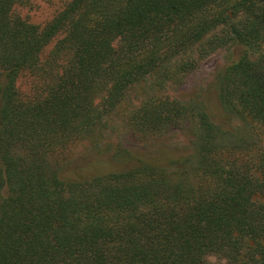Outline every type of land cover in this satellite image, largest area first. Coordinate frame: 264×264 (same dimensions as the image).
I'll return each mask as SVG.
<instances>
[{
    "label": "trees",
    "instance_id": "obj_1",
    "mask_svg": "<svg viewBox=\"0 0 264 264\" xmlns=\"http://www.w3.org/2000/svg\"><path fill=\"white\" fill-rule=\"evenodd\" d=\"M63 1L40 25L0 0V264H264V0ZM224 47L230 125L170 93ZM115 131L189 152L68 170Z\"/></svg>",
    "mask_w": 264,
    "mask_h": 264
},
{
    "label": "rangeland",
    "instance_id": "obj_2",
    "mask_svg": "<svg viewBox=\"0 0 264 264\" xmlns=\"http://www.w3.org/2000/svg\"><path fill=\"white\" fill-rule=\"evenodd\" d=\"M63 0H31V4L19 6L16 8L15 14L26 19L33 24L43 25L51 20L55 14L61 10ZM242 49L240 47L220 48L206 56H204L198 67L184 78L182 83H179L175 91L170 93L177 98L185 101L198 100L203 102L208 111L218 123H225L230 125V121L225 118V114L221 109L215 89V78L221 70L227 65L230 55L233 59L240 56ZM18 87L23 92H29L30 85L28 78L23 76L18 81ZM119 116V115H118ZM114 117L112 124L124 126V120ZM135 140L125 135V132L119 131L109 138L108 150L96 151L88 150L84 152L83 146L78 148L77 154L68 168L73 172L81 168L86 169L88 172H104L107 169H123L126 170L137 164L138 158H152L164 157L166 155L175 154L177 156L186 155L189 152L187 148L190 137L182 131L171 132L158 138L155 142L148 146H138ZM111 148H113L111 150ZM129 149L134 156L128 162H117L113 159L114 153L118 149ZM209 264H228L226 260L220 259L216 256L208 258Z\"/></svg>",
    "mask_w": 264,
    "mask_h": 264
}]
</instances>
